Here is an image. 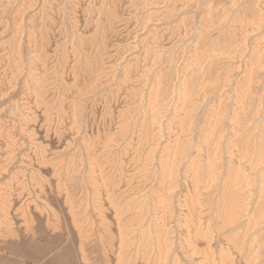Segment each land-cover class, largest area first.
<instances>
[{
  "label": "bare ground",
  "instance_id": "obj_1",
  "mask_svg": "<svg viewBox=\"0 0 264 264\" xmlns=\"http://www.w3.org/2000/svg\"><path fill=\"white\" fill-rule=\"evenodd\" d=\"M39 2L40 0H26L25 3L23 4L21 3V6L18 8V10L16 11V15L14 16L15 25H17L18 20L20 19L19 16L22 12L24 11L31 12L33 8L34 9L37 8L36 5L38 6ZM50 3L51 0H45L43 5V1H42V4L39 5V8L37 10L38 11L37 14H40L42 16L46 15L48 17L47 8L49 7L47 6ZM64 3H65L64 0H58L57 5L55 6L57 7V10L62 11L65 5ZM99 3H100L99 8L94 9V14L92 15L94 19L93 30L91 33L92 37L84 38L78 35L79 37L75 38L74 37L76 36L75 29L71 28V32L69 31L72 36L70 45L68 46L67 50H64L62 53H59L56 50L57 44L59 46L60 45L59 43L61 42L58 41V38L57 39L53 38V35L51 33L52 28L49 26V23L45 25L43 28H41V31L36 38L38 40L37 43L35 44L37 51V54L35 56L36 58L32 59L33 62H38L39 64L42 65L41 70L37 69L38 71L37 72L35 71L36 74L33 73L29 65L31 62V56L28 57V55H30L32 51L29 50L28 53L25 54L22 53L20 51V48L24 45L18 39H15L13 46V57H12V61L10 62L11 72L13 74L12 86L13 87L16 86L18 79H21L18 82H20V85H22L24 97L22 98L21 103L19 104L15 103L11 107V111H12L11 113L17 119L29 117L28 116L29 114L26 112V110L24 111V109H27V111L30 109L31 102H29V98L30 100L34 98L37 104L41 106L46 105L45 107H47L49 110L56 109V111L58 110L61 111L62 102L64 100L65 101L68 100L67 105L65 107L68 111L71 112L72 116L75 117V122H73L74 123L73 127H75L76 132L78 131L80 132L81 131L80 129L87 128V126L86 127L83 126L88 125L90 123L89 120L93 122V119L91 118L93 111L91 109H93L92 108L93 105L94 107L96 106V102H100V103L103 102L102 104L107 103V105L110 106V104L111 105L113 104L114 100L117 103L116 97L117 96L119 97V95L121 94H123L125 98H128V101L134 99L133 100L135 101L134 106L132 104L133 111L131 110L132 107H130L131 108L130 109L129 106L127 105L126 108L125 106L122 107L123 109L120 107L122 109L121 112L118 111L120 113L119 115L120 120H118L119 131L118 133L116 132L117 136L114 137L112 136L115 135V132H112L114 133L112 135L110 134L106 135L102 133L103 131L106 132L107 131L106 129L101 132L102 136L103 134L106 136L103 137L102 142L100 143L102 144V146L99 144L101 147L98 148L97 151L101 154L102 152H100L101 150L99 151V149L103 148L106 150H111L110 151L111 154L109 155L108 158L106 157L105 160L102 157L101 159L103 160H101V164L98 162L97 163L104 166L105 165L109 166L110 164H112L110 167L114 169L113 167H116L115 165L117 158H120L119 153L120 155L121 153L126 155L127 158L124 156L123 157L125 159H128V164L132 166L131 167L132 169L130 172H128L130 168L125 169L127 170L125 179L128 177L129 178L136 177V179L139 181V183L138 181L135 182L140 184L139 186L137 185L138 188H136V190L139 189L138 191L140 193L139 195L140 200L137 203L134 201L135 203L133 205H130V201L134 200L133 199L134 196L128 195V197L131 198L130 201L128 199V203L124 212L126 217L124 220L122 219L123 221L122 220L117 221V225L120 226L119 228H117V235H118L117 242L119 244L115 248L117 244L116 242H115L116 244L114 243L115 244L114 247L112 244H110L112 242V241L110 242V238L112 237L113 234L109 233L110 232L109 228L107 227L106 229L104 228L105 229L104 231L103 229L101 230L99 228L100 232H103V234L105 232L104 235L105 236L107 235L106 238H108L109 240L108 239L107 240L104 239L105 241L102 240L103 238H105V237L102 238L103 234L102 235L99 234L98 237L97 235L92 236L90 234L91 231L93 232V230H91V227L94 226V225L92 226L90 225L89 218L91 216L86 215L88 218L87 217L84 218L82 212H84L85 209L86 210L88 209L87 207L88 201L90 200L91 195L88 198L87 197L88 193L86 192L87 190L86 189L84 190L83 188L84 193L81 195H84V205L82 206L83 203L81 204L82 201H80L79 204H81V206L79 207L81 208L83 207L84 210L80 212L79 210L83 209L80 208L77 211L80 212V214L84 219V221H82L83 223L81 222L82 225L88 226L86 227L88 229L84 228L83 226L84 229L83 230L82 226L80 225L81 227H77L80 228L77 229L76 231L77 235L73 233L74 236L75 235L78 236V239L76 238L77 240H75L74 243L73 241L72 244L65 243L63 246H61V248H58L57 250L54 249L56 250L54 251L55 254H57V255L54 254L56 258H60L61 260L66 256L65 261H63L62 263L58 261L59 259L57 260L58 262L54 261L52 259L53 256L52 257L49 256L51 258H48L46 255L48 253H44V251L47 250L45 248H43V250L45 249L43 251V254L48 258V260L49 259L50 261L52 260L54 264H68V263L79 264L73 261L76 262L79 261L80 264H87L92 259L91 257H93L94 254L96 253V252L92 253V251H97L96 247L98 249L100 248L99 250L102 251V256L101 255L100 256L103 258V260L105 261L107 260L106 263L108 264L109 262L113 261L112 257H111L112 261L110 259L108 260L109 258L108 256L109 255L113 256L114 254H115L114 256L115 259L118 258L119 264H264V0H101V2ZM105 4L107 5V10L102 9L103 7L102 5ZM82 7H83V12L81 17L84 19L83 13L86 7L84 6ZM79 10L77 11L76 3H74L73 1L68 5L67 10H63V11H65V13L67 11L66 13L67 17L72 22L75 19L74 18L75 13L79 12ZM180 12H185V14L187 13V16L180 20L181 21L180 24L182 27L176 30V28L174 29V27L171 28L172 26L171 22L172 20L176 19L177 16H179L178 14ZM25 14L26 13L24 12L23 15ZM25 16H27L29 20H31L34 17L30 13ZM4 17H6V15ZM61 17H62L61 21H63V15H61ZM79 17L80 16L76 18ZM129 20L133 22L132 23L134 25L133 29L130 27L133 30V32H130L131 29L128 32L126 28ZM175 22L173 24L174 26H175ZM162 23H164L163 26L166 27L165 29H162L163 31L160 32L158 30L159 33L158 32L155 33L154 31L149 30V26H148L149 24L151 25L159 24V27H161L160 24ZM123 27L124 30L126 31L125 34L126 39H132L138 36L142 37V35H144L145 38L143 39V41L141 40L143 42L142 43L143 49L141 48L142 51L144 50L145 52L149 48V46L152 45H154V51L147 53L146 58L142 62L141 60L138 59L128 60L127 59L128 57L126 56L128 62H126V65L122 67L120 66L119 63L120 57L118 59L114 58L113 60L109 58L111 59L109 60V65L105 67L106 66L105 64H108V62L107 63L105 62V58H104L105 56L104 49H106L105 46H107L109 43L108 46L110 47L112 46L111 48H114L113 47L115 46L114 43L120 40L118 39V36L120 33L123 32V31L120 32V30H122ZM14 30L16 33L15 35H19L23 37L25 36V41L27 43H31L33 42V40H35L36 42V39H33L34 33L32 27L29 25L28 22L25 25L17 26L16 29ZM87 32H91V31H87ZM130 34L131 37H129ZM54 36L56 37L55 34ZM173 36L178 37V39L180 38L181 41L186 43L187 46L184 49H182L180 52L181 60H179V62L181 63L178 64L176 61V66L179 65L178 67L171 66L175 60L173 58V54L172 52L170 53V51L169 52L165 51L166 48L164 49L162 47L166 45L170 46L171 39L173 38ZM65 41L64 44H66ZM19 42L22 44V46ZM165 42L166 45L164 44ZM50 43H53L54 49L52 50H50V46L52 45V44L50 45ZM174 43L175 42H173L172 46L174 45ZM121 44L122 43H120L119 45ZM85 45L86 47H84L83 50V46ZM181 47L182 46H180V49ZM22 50H24L23 47ZM172 51L174 50L172 49ZM49 59H52V62L54 63V65H51L53 66L51 67V69L48 67L51 70L49 73V75L51 74V77L48 75L47 72L49 69L47 70L43 66L44 63ZM114 70L117 71L116 73L120 72V74L119 73L116 74ZM138 71H140V74L136 75ZM46 76L48 79H46ZM67 81L71 82V85L69 87L65 85V82ZM108 86L114 87V89H112V92L110 91L111 92L110 94L106 92V88H110ZM14 90L16 91V88ZM67 91L69 93H67L66 95L65 92ZM46 93H48V95H51L49 100L45 97ZM46 99L49 102L48 101L46 102ZM122 101H124V98H122ZM125 102L127 104L126 100ZM117 106L118 105H116V107ZM102 107L103 108L101 109V112H103L104 115H108L110 112L109 107L105 108V105L104 106L102 105ZM86 108L89 109V111H87L88 113L85 112ZM95 109L96 107L94 108V111ZM111 110H113V108ZM97 111L98 110H96L95 112ZM58 112H53V111L51 112L54 113V116L52 117L54 121L55 120L57 121V123L62 119L61 115H58ZM114 112L117 111L115 110ZM38 113H36V115ZM47 113H45V115ZM66 114H68V112ZM38 115H40V113ZM38 115L37 117H39ZM89 115L91 119H89ZM46 117L47 116H45V118ZM114 118L113 121L116 120V119L114 120ZM38 120L36 121L38 122ZM62 121L64 122V120ZM70 121L69 124L71 123ZM108 121H111V119L107 120V122ZM99 122L101 123V121ZM105 124L107 125V123ZM42 126L39 125L36 127L35 125L34 126L28 125L25 127V130L29 135L27 136L28 141L31 144L35 145V147H37L36 154L39 163L41 164L43 163V165L48 164V166L50 164L52 166L51 168H53L54 175L57 178L56 181L59 179V181L61 182L62 179L63 180L62 184H64L66 181H71L69 184H71L72 181L77 183V181L75 180L79 177H81V179L83 178V181L84 178L86 177L87 180V178L91 176L89 170L87 174L86 173L82 174L83 177L81 176V172H80V171L82 172L84 171L80 169L82 168L81 165L84 160L81 158L83 157L82 152L80 153L76 152L81 157L76 154L77 157L75 160L70 158V156H68L73 161L71 160L66 165H63L64 163L63 161H65L64 159L63 161H61L62 159L56 160L53 159L52 157L51 158L47 157L48 155L47 156L45 155L46 152L48 153V151H50V148H54V149L57 148L56 150L58 151L59 146H61V143L62 145H66V146H62L64 147L63 149H65L66 147L69 148L70 146H72V144L74 145L75 142L77 143V141L75 140L77 133L76 134L74 133L75 134V137H73L74 139L72 137L69 138L67 136L69 139L66 140L65 138V142H62L61 130L62 129L64 130L63 126L53 125L54 127L50 126V128H48L47 126L44 129L42 128ZM95 126L98 127L99 124ZM60 127H62V129H60ZM102 127H106V126L103 125ZM15 128L17 129V127ZM92 129H96V128H92ZM92 133H94L93 130ZM19 135L17 136L19 137ZM2 137L4 138V136ZM85 138L87 139V137ZM85 138H83V140L80 141L81 145H79V147L84 146L89 149L93 146L92 148L94 149L95 142L91 144L92 140L91 141L86 140ZM90 138L94 139V137H90ZM24 140H26L25 137ZM67 144L70 146H67ZM22 145L24 146L25 144ZM17 148H20V146ZM28 148H32V147H28ZM22 150H24V148ZM56 150H52V151L57 153ZM60 152L62 151H59L58 153ZM89 152H91L90 149ZM106 152H107L106 154H108V151ZM116 153H118L117 155L119 157L115 155ZM21 154L23 155V153ZM91 154L92 156L93 155L94 156L92 157L89 155H85L87 156L88 159V161L86 160L85 161L90 162V165H92L91 163L94 164V162L96 163L97 161V160L95 161L94 159L92 162L91 158H96V155L93 152H91ZM57 155L59 156L61 155V153ZM76 155L74 154V156L72 155L71 156L75 157ZM14 157L15 159L19 158L16 156ZM53 157L55 158L54 155ZM68 157H66V159ZM89 158L91 161H89ZM32 160H34V158ZM123 160L124 159H122V161ZM18 161L20 163L19 159ZM102 161L104 162L102 163ZM125 161L126 160H124V162ZM30 162L29 165H31ZM86 168L89 167L87 166ZM34 169L35 170L37 169L36 164ZM114 170H116V168ZM90 171L92 170L90 169ZM113 172L116 175V172L115 171ZM124 172L123 173L120 172L122 176H124L125 174ZM32 174L34 175V173ZM95 174H97V172ZM115 175L111 174L109 176L107 173L101 172L100 176H97V178L98 177L104 178L107 181L108 183L107 189L103 186L104 183L102 182V186L103 188H105V192H106V193L104 192L103 194L104 195L107 194L106 195L107 201L109 200L110 204H113L116 208L120 206L119 204L120 201L118 197L116 198L113 197L117 193H114L116 191L113 192L112 191L113 189H111L115 181V177H116ZM96 180L98 181L100 179L98 178ZM118 180L116 181L119 182ZM120 180L124 181L122 179ZM59 181H57L58 183H56L57 186L59 184ZM98 183L100 184L99 181ZM89 184H90L89 186H91V183ZM85 185L86 183L84 184V186ZM55 186L52 189L55 190L56 188ZM95 186L96 185H94V187ZM98 186H96L97 187L96 189H100L102 187L101 186L98 188ZM71 187L69 188L71 189ZM132 187H134V185ZM59 188L58 191L62 189L60 188L59 190ZM80 188H82L81 185ZM90 188L91 187H89V189ZM47 189H51V187ZM96 189L94 191H96ZM126 190H128L127 186H126ZM97 192H95V195ZM123 192H125V190ZM130 192H132V190ZM133 193H135L134 195H136L137 192H133ZM64 194H62L61 197L58 195L61 198V199L59 198L61 201L65 197V196L63 197ZM69 194L67 195L65 194V195L68 196ZM51 195L49 193V196ZM98 195L100 196V194ZM9 196H6L4 202L2 201L4 206L0 209V211L1 212L3 211L2 212L3 215L5 212L8 213L5 210L8 207V201H10ZM53 199L55 198L53 197ZM59 199L58 201H60ZM99 199L101 198L99 197ZM67 201L69 202L70 200H66V202ZM90 201H92L93 203L94 200H90ZM50 202L52 206V202H54V200L53 201L51 200ZM47 203H48L47 205L49 206V202ZM96 203L97 202L95 201V204ZM55 204H53V206ZM58 204H56L57 208L61 203L59 205ZM66 204L67 203H65V206ZM76 204H77L76 207H78V203ZM76 204L74 203V205ZM97 206L99 207V205ZM108 207L110 208L112 206H108ZM108 207L106 206V208ZM121 207L123 206L121 205ZM66 208L68 209L69 207ZM90 209L94 210L93 208ZM45 210L46 209L43 210V216H42L43 231H41L42 229L38 230L36 228L37 232L40 231L43 232V236L47 235L46 233L49 232L48 229H50L53 232L55 231L53 227V225L55 224H50V222L52 221L49 220L50 219L49 215L51 216V214L49 215L46 214L45 212H47V210L46 211ZM113 210L115 209L113 208ZM116 210L119 211L118 209ZM116 210L115 213L117 212ZM57 211L59 212L60 209H58ZM57 211L54 214H58ZM72 211L73 213L74 212H76V214L78 213L76 210H72ZM105 211L106 210L104 209V212ZM123 211H124V207H123ZM65 212L66 211H64V213ZM6 213L5 215H7ZM64 213L62 214L63 216H61V214L59 213V217L60 216L64 217ZM111 213L112 212H110V214ZM39 214L42 215L41 211L39 212ZM70 214H72V212H70ZM80 214L77 216L78 217L81 216ZM90 215H92V213ZM118 215L120 216V214ZM65 216H68V213L65 214ZM71 216L75 217V215H71ZM96 216L98 218L101 217L98 216L97 214ZM102 216L103 218L105 217L104 215ZM7 217L4 216L3 219L1 218L2 220H0V227L2 226V231L4 232V230L8 228L7 230H5L3 234L6 235V231H7V233L10 235L9 238H11V234H13L12 238L13 236L14 238H17L16 236H18V234L15 235L14 231L13 233H10L11 230H9V226H11L10 225L11 223L10 224L8 223L10 221H8L9 218ZM82 217H79V219L81 220ZM120 218L122 217L120 216ZM171 218L174 219L173 225H175L174 226L175 229L171 228L172 231L169 230V228L172 227V225H170V227L167 226L169 227V228L166 227L167 229L163 226L164 222L165 223H167L168 221L170 222L171 220L168 219ZM34 219L32 220L34 221ZM52 219H54L53 221H56V219H58L57 223L59 224L60 220L58 217ZM62 219L63 218H61V220ZM69 219L71 220L72 218ZM32 220H30V223L28 221L30 226ZM111 220L113 222V219ZM103 222H106V220ZM91 223L94 224L93 222ZM98 223L99 222H97V225H99ZM3 224L6 226L4 227L5 229H3ZM102 224L100 226L105 227L106 223L103 225ZM160 224L162 226V229L163 228L164 229L157 232V228L159 227ZM70 225L71 224H69V226ZM112 225L114 226L113 223ZM38 226L39 228H41L40 227L41 224ZM66 226L68 227V225ZM30 228H28V230ZM55 228H58V225ZM72 228H76V227H72ZM93 228L95 229L96 227L94 226ZM182 228H184L185 231L183 232L184 235L178 234ZM59 229L61 232L64 231L61 228H58V230ZM81 229L83 231H81ZM106 230H108L107 232L111 236H109V234L106 233ZM173 230L176 231L173 232ZM30 231L31 232L30 234H28V237L30 236L31 240H33L34 243L36 241H34L33 239L34 238L32 234L33 231L31 229ZM23 232H27V231L24 230ZM68 232H70L69 229ZM73 232H75V230ZM0 234H2V232ZM95 234L96 232H94V235ZM65 235L67 234L65 233ZM73 235H72L73 238L72 240H74ZM58 237L60 236H57V238ZM26 238L23 240H27ZM55 238H51V239H53V241L56 242L54 240ZM65 238L64 239L61 238V239L64 241ZM61 239H60V243L62 241ZM12 240L10 243L15 244L12 242ZM1 241L2 240L0 239V243ZM18 241L19 240H17L16 242ZM43 241L45 240L43 239ZM57 241H59V238L57 239ZM20 242L18 243V245L20 244ZM26 242L29 243L28 240ZM91 242L95 244L94 245L92 244L93 245L92 246L90 244ZM44 243H46V241ZM32 244L31 246H33ZM41 244L39 245V247L41 246ZM7 245L8 244H6L5 246L8 248L9 246ZM16 245L17 243L13 246V248ZM24 245L21 246L23 247ZM10 246L12 245L10 244ZM26 246L27 245H25V247ZM1 247H2V243H1ZM112 247L115 248L114 249L115 251L113 250V252H115L114 254L112 252ZM10 248L12 247H9V249ZM13 248L11 250H13ZM17 248L18 246L15 247L14 249L17 250ZM26 248H28V246ZM26 248L24 249L26 250V252L30 250L29 248L28 249ZM19 249L21 250L22 248ZM24 250L22 249L21 252ZM35 250L37 249L35 248L34 251ZM52 251H50V253L53 254ZM14 252L17 253L16 251ZM30 252L31 251H28L27 253ZM91 253L93 254V256ZM43 254L41 255L43 256ZM37 255L40 254L37 253ZM18 257H20V255ZM101 257H99L101 259L100 261H102ZM32 258L34 259L33 256ZM3 259L4 258H2V260ZM40 260L38 261L40 262ZM96 261L98 262L97 259L95 260V262ZM105 261H103L102 263H104ZM14 262L15 261H13V263ZM34 262L36 264L37 261L34 260ZM95 262H93V264H95ZM17 264H23V262L20 263V261L18 260Z\"/></svg>",
  "mask_w": 264,
  "mask_h": 264
},
{
  "label": "rangeland",
  "instance_id": "obj_2",
  "mask_svg": "<svg viewBox=\"0 0 264 264\" xmlns=\"http://www.w3.org/2000/svg\"><path fill=\"white\" fill-rule=\"evenodd\" d=\"M8 1H10V2H8ZM0 0V203H1V205H0V209L4 206V204L2 203V201L4 202L5 201V199H6V196H9V200L10 201H8V207L10 208H8V210H7V208H6V210L5 211H7L8 213H6L7 215H5V213H4V215H3V211L0 213V216L1 215H3V216H1L0 217V220H2L3 219V217L4 216H8L7 218H9V220L8 221H10V222H8L11 226H9V230H11L10 231V233H13V231H14V233H15V235H17L18 234V236H16L17 238H14V236H13V238H12V235L13 234H11V240L13 239L14 241H17V240H19V241H21V240H23L25 237H26V235H27V237H28V232H29V230H28V228H30L32 231H33V239H34V241H38V240H45L46 242H47V247L48 248H50V247H54L56 244L58 245H56L52 250H53V252L54 251H56L58 248H61V246H63L65 243H71L72 244V241H73V243H74V241L75 240H77L78 239V236H76L77 235V233H76V231H77V229H80V228H77V227H81L82 226V229H83V226H84V228H86V227H88V226H86V225H82V221H84V219H83V217H82V215L84 216V218H86L87 216L86 215H88V216H91L90 218L92 219H90L89 218V221H90V225L92 226V225H94L96 228L94 229L93 227L94 226H92L91 227V230H93V232L91 231L90 232V234L92 235V236H96L97 235V237L99 236V234H103V232H100V229L102 230L103 229V231L106 229V227L107 228H109L110 229V232L109 233H112L113 235H112V240H111V238H110V244H112L113 245V247H114V245L116 244V246H115V248L118 246V242H117V240H118V235H117V228H119L120 226H118L117 225V221H120V220H124L125 219V217H126V215L124 214V212H125V209H126V206H127V203H128V199H129V201H130V198L131 197H128V195H130V196H134V200H132V201H130V205H133L135 202L137 203L139 200H140V197H139V195H140V193H139V189H137L136 190V188H138V186L140 185V184H138L139 183V181L136 179V177H132V178H126L125 179V177H126V173H127V170H125V169H127V168H130V170L128 171V172H130L131 171V165L130 164H128V159H125L124 157H126V155H124L123 153H121V155H120V153H119V156H120V158H117V161H116V167H113L114 169L116 168V170H114V169H112L110 166L112 165V164H110V163H108V164H110L109 166L108 165H100L101 164V160H105L106 159V157L108 158L109 157V155L111 154V150H106V149H103V148H101V149H99V151L100 152H102L101 154L97 151L98 150V148H100L101 146H102V144H100L101 142H102V139H103V137L104 136H106V135H108V134H110V135H112V134H114V133H112V132H115V135H112L113 137L114 136H117V133H118V131H119V121L118 120H120V113L119 112H121L122 111V107H124L125 106V108H126V105L127 106H129V108L130 107H132V111H133V106H134V102L135 101H133V100H129L128 101V98H125V96L123 95V94H121V95H119V97L117 96L116 97V100H117V103H116V101L114 100V102H113V104L111 105L110 104V106H108L107 105V103H104V104H102L103 102H96V109H95V111L96 110H98L97 112H95L94 111V105L92 106V108L93 109H91L92 111H93V113H92V115H91V118L93 119V122H91V120H89V124L88 125H85V126H83V127H86L87 126V128H83V129H80L81 131L79 132H76V129H75V127H73L74 126V123L73 122H75V117H73L72 116V114H71V112L70 111H68L67 109H66V105H67V101H63L62 102V109H61V111L60 110H58V111H60V112H58V111H56V109H48L47 107H45L46 105H43V106H41V105H39V104H37V102L35 101V99L34 98H32L31 100H30V98H29V102H31L30 103V109L27 111V109H24V111L26 110V112L29 114L28 116L29 117H26V118H21V119H17V118H15L14 116H13V114L11 113L12 111H11V107L15 104V103H17V104H19V103H21L22 102V98L24 97L23 96V90H22V85H20V82H18V81H20L21 79H18V81H17V85L16 86H12V76H13V74H12V72H11V61H12V57H13V46H14V41H15V39H18L20 42H22L23 43V45L24 46H22V44H21V46L24 48V50H22V47L20 48V51L22 52V53H28L29 52V50L30 51H32L31 52V54L30 55H28V57L29 56H31V62H30V69H32V71H33V73H35V71L37 72L38 70H41V64H39L38 62H33V60L32 59H35L36 57V54H37V51H36V43H37V36L39 35V33H40V31H41V28H43L45 25H47L48 23H49V26L52 28V30H53V32H52V30H51V33H52V35H53V38L54 39H57L58 38V41L59 42H61V43H59L60 45V47L58 46V44H57V46H56V50L59 52V53H62L64 50H67V48H68V46L70 45V41H71V39H72V36H71V28L72 29H75V35L76 36H74L75 38L76 37H79V36H82V37H84V38H88V37H92L91 35V33H92V30H93V25H94V19H93V14H94V9H98L99 8V5H100V3L99 2H101V0L99 1V0H87V1H85V0H64V7H63V10H67V8H68V5L70 4V3H72L73 1H74V3H76V7H77V11L79 10V12H76L75 13V15H74V20L71 22V20L67 17V11H66V13H65V11H60V10H57V7H55L56 5H57V1L58 0H51V3L47 6V7H49V8H47V12H48V17L45 15V16H42V15H40V14H37L38 13V8H39V5L40 4H42V1H43V5H44V1L45 0H40V2H39V4H38V6L36 5V9H34L33 8V10L31 11V12H29V11H24L26 14L25 15H27V14H31V15H33L34 17L31 19V20H29L28 18H27V16H25V15H23L24 14V12H22L21 14H20V16H19V20H18V23H17V25H15V23H14V16L16 15V11L18 10V8L21 6V3L23 4V3H25V1L26 0ZM15 1V2H14ZM8 2V3H7ZM13 2V3H12ZM70 2V3H69ZM96 2V3H95ZM4 3V4H3ZM6 3V4H5ZM11 3V4H10ZM14 4V5H13ZM89 4V5H88ZM95 4V5H94ZM5 5V6H4ZM80 5H81V7H80ZM82 6H84V7H86L85 8V10H84V13H83V15H84V19L81 17L82 16V12H83V7ZM96 6H98V7H96ZM103 7H102V9H105V10H107V5L105 4V5H102ZM53 7H54V9H53ZM8 8H9V10H8ZM5 11H4V10ZM14 9V10H13ZM14 11V12H13ZM58 11V12H57ZM81 11V12H80ZM4 12V13H3ZM28 12V13H27ZM8 13V14H7ZM12 13V14H11ZM33 13V14H32ZM60 13V14H59ZM79 13V14H78ZM183 13V14H182ZM10 14V15H9ZM66 14V15H65ZM6 15V17H4ZM23 15V16H22ZM43 15H44V13H43ZM53 15V16H52ZM61 15H63V21H61V19H62V17H61ZM179 16H177L176 17V19H174V20H172V22H171V24H172V26H171V28H173L174 27V29L176 28V30L177 29H180L182 26H181V24H180V20L181 19H183L184 17H186L187 16V13L185 14V12H180L179 14H178ZM66 18H65V17ZM78 16H80L79 18H76V17H78ZM26 17V18H25ZM40 17V18H39ZM43 17V18H42ZM54 17H55V19H54ZM23 18H24V20H26V21H24L23 20ZM41 19H42V21H41ZM66 19V20H65ZM179 19V20H178ZM24 22H23V21ZM70 20V21H69ZM56 21H57V23H56ZM61 21V22H60ZM65 21H66V23H65ZM175 22V26L173 25L174 24V22ZM13 22V23H12ZM22 22V23H21ZM27 22L29 23V25L32 27V30H33V39H36V42H35V40H33V42H31V43H27L26 41H25V36L23 37V36H19V35H15L16 33H15V30L14 29H16V27L17 26H19V25H25V24H27ZM64 22V23H63ZM68 22H70V23H68ZM81 23V25H80V23ZM179 22V23H178ZM24 23V24H23ZM75 25H74V24ZM131 23V24H130ZM133 22L131 21V20H129V22H128V24H127V26H126V28H127V30H128V32H129V30L132 28L133 29V27H134V25L132 24ZM19 24V25H18ZM66 24V25H65ZM69 24H71V25H69ZM91 24V25H90ZM41 25V26H40ZM58 25V26H57ZM80 25V26H79ZM132 25V26H131ZM164 25V23H162V24H160V26L161 27H159V24H157V25H151V24H149L148 26H149V30H151V31H154L155 33L156 32H158L159 33V31L161 32V31H163L162 29H165L166 27L165 26H163ZM167 25V24H166ZM36 26V27H35ZM64 26V27H63ZM79 26V27H78ZM159 28H158V27ZM169 26V27H170ZM2 27V28H1ZM65 27H66V29H65ZM68 27V28H67ZM77 27V28H76ZM92 27V28H91ZM131 27V28H130ZM152 27V28H151ZM55 28V29H54ZM89 28V29H88ZM156 28V29H155ZM58 29V30H57ZM122 29V28H121ZM130 30V32H133V30ZM66 30V31H65ZM159 30V31H158ZM70 31V32H69ZM87 31H91V32H87ZM123 31V32H122ZM181 31V30H180ZM66 32V33H65ZM82 32V33H81ZM84 32V33H83ZM120 32H122V33H120ZM120 34H119V36H118V39H120V40H118V42H115L114 43V45L115 46H113L114 48H111L110 46H108L109 45V43H108V45L107 46H105V48L106 49H104V58H105V62L107 63L108 62V64H105L106 66L105 67H107L108 65H109V60H113L114 58H119V63H120V66L122 67V66H124V65H126V62H128V60H131V59H138V60H141V62L146 58V54L147 53H149V52H152V51H154V45H152V46H149V48L144 52V50L142 51V49H143V47H142V41H143V39L145 38V36L144 35H142V37L141 36H138V37H135V38H132V39H126V31L124 30V27H123V29L122 30H120ZM81 33V34H80ZM88 33V34H87ZM90 33V34H89ZM54 34L56 35V37L54 36ZM59 34V35H58ZM69 36H68V35ZM79 35V36H78ZM146 35V34H145ZM19 36V37H18ZM122 38H121V37ZM14 37V38H13ZM23 37V38H22ZM67 37H68V40H67ZM74 37H73V39H74ZM129 37H131V34L129 35ZM133 37V36H132ZM176 37V36H175ZM174 36H173V38L171 39V44H170V46H171V48H170V46L169 45H166V42L164 43L166 46H162L164 49H165V51H167V52H169L170 51V53L172 52V54H173V58L175 59L174 60V63L171 65V66H176V61H177V63L178 64H180L181 62H179V60H181V50L182 49H184L185 47H187L186 46V43H184L183 41H181V39L179 38L178 39V37H176L175 38ZM5 38V39H4ZM63 38V39H62ZM175 38V39H174ZM22 39H24V40H22ZM62 41H61V40ZM126 39V40H125ZM66 40V41H65ZM123 40V41H122ZM142 40V41H141ZM176 40H178V41H176ZM64 41H65V43L66 44H64ZM121 41V42H120ZM7 42V43H6ZM127 42V43H126ZM134 42H136V43H134ZM173 42H175L174 43V45L172 46V44H173ZM176 42H177V44H176ZM179 42V43H178ZM120 43H122L121 45H119ZM129 43V44H128ZM133 43V44H132ZM138 43V44H137ZM52 44V45H51ZM125 45V47H124V45ZM261 44H263V43H261ZM27 45V46H26ZM50 50H52V49H54V47H53V43H50ZM179 45V46H178ZM62 46V47H61ZM65 46V47H64ZM118 46V47H117ZM136 46V47H135ZM140 46V47H139ZM180 46H182L181 47V49H180ZM184 46V47H183ZM29 47V48H28ZM84 47H86V45L85 46H83V50H84ZM115 47H116V49H115ZM131 47V48H130ZM134 47V48H133ZM172 47H176L175 49L174 48H172ZM178 47V48H177ZM121 48H122V50H121ZM125 48V49H124ZM137 48H139V49H137ZM142 48V49H141ZM152 48V49H151ZM27 49V50H26ZM109 49V50H108ZM130 49H131V51H130ZM135 49V50H134ZM172 49L174 50V51H172ZM178 49V50H177ZM126 50V51H125ZM176 51V52H175ZM179 51V52H178ZM109 52V53H108ZM124 52V53H123ZM133 52H134V54H133ZM143 52V53H142ZM48 53H50V52H48ZM107 53V54H106ZM138 55H136V54ZM140 53H142V54H140ZM175 53V54H174ZM179 53V54H178ZM6 54V55H5ZM34 54V55H33ZM126 54V55H125ZM130 54H131V56H130ZM113 55V56H112ZM121 55V56H120ZM135 55V56H134ZM110 56H112V57H110ZM128 58H127V57ZM131 58H130V57ZM137 56V57H136ZM140 56V57H139ZM175 56V57H174ZM142 57V58H141ZM109 58H111V59H109ZM128 60H127V59ZM179 58V59H178ZM10 60V61H9ZM125 63H123L122 61ZM5 61V62H4ZM8 61V62H7ZM26 61H28V60H26ZM51 62V63H50ZM8 64V65H7ZM48 64V65H47ZM123 64V65H122ZM177 64V65H178ZM9 65H10V67H9ZM39 65V66H38ZM45 65H46V67H45ZM51 65H54V63L52 62V59H49V60H47L45 63H44V68H46L47 70L50 68L51 69V67H53V66H51ZM35 66V67H34ZM179 66V65H178ZM178 66H176V67H178ZM49 67V68H48ZM9 68H10V70H9ZM43 68V69H44ZM172 68V67H171ZM38 69V70H37ZM48 70L47 72H48V75H49V73H50V71L51 70ZM53 69V68H52ZM120 70V69H119ZM118 70V71H119ZM114 72L116 73L117 71L116 70H114ZM119 74H120V72H118ZM118 73H116V74H118ZM8 74V75H7ZM36 74V73H35ZM115 74V75H116ZM140 74V71H138V73L136 74V75H139ZM50 77H51V74L49 75ZM48 76V77H49ZM49 77V78H50ZM46 79H48L47 78V76H46ZM67 83H69V84H67ZM5 84V85H4ZM65 85L66 86H70L71 85V82L70 81H67V82H65ZM17 86H19V87H17ZM108 87H110V86H108ZM9 88V89H8ZM16 88V91H17V93H16V91L14 90ZM18 88V89H17ZM111 89V90H110ZM112 89H114V87L113 86H111L110 88H106V92L107 93H111L112 92ZM109 90V91H108ZM20 91V92H19ZM111 91V92H110ZM11 93H12V95H11ZM66 93V95H67V93H69L68 91L67 92H65ZM15 94H16V96H15ZM50 96L51 95H48V93H46L45 94V97L49 100L50 99ZM15 98V99H14ZM122 98H124V101H122ZM17 99V100H16ZM46 99V102L48 101ZM125 100L127 101V104H126V102H125ZM17 101V102H16ZM20 101V102H19ZM36 102V103H35ZM49 102V101H48ZM66 102V103H65ZM111 102V103H112ZM119 102H121V103H119ZM132 102V103H131ZM64 103V104H63ZM128 103H130V104H128ZM9 104V105H8ZM97 104H98V106H100V107H98L97 106ZM99 104H101V105H99ZM121 104V105H120ZM124 104V105H123ZM132 104H133V106H132ZM102 105L104 106L105 105V108H108L109 107V109H110V112H109V114L108 115H104V113L103 112H101V109L103 108L102 107ZM116 105H118L117 107H116ZM31 106H32V109H31ZM65 108H64V107ZM115 106V107H114ZM42 107V108H41ZM46 108V109H44V108ZM88 107H89V105H88ZM98 107V108H97ZM110 107H112L113 108V110L115 111H119L118 113L117 112H114L113 110H111L112 108H110ZM122 109H121V108ZM34 108V109H33ZM41 109V110H39V109ZM64 108V109H63ZM118 108H120V109H118ZM44 109V110H43ZM100 109V110H99ZM40 112H39V111ZM33 113H32V112ZM47 111H48V113H47ZM58 112V115H61V117H62V119H61V121L62 120H64V122L62 123L61 121H58V123H57V121L55 122L54 120H53V117L52 116H54V113H51V112ZM87 111H89V109L88 108H86V110H85V112L86 113H88ZM91 111V112H92ZM30 112V113H29ZM40 113V115H38L39 113ZM62 112H64V113H62ZM68 112V114H66ZM36 113H38L37 115L39 116V117H37V115H36ZM45 113H47L46 115H45ZM85 113V114H86ZM95 113H96V115H95ZM116 113V114H115ZM7 114V115H6ZM33 114V115H32ZM70 114V115H69ZM42 115V116H41ZM49 115H50V117H49ZM98 115V116H97ZM100 115V116H99ZM103 115V116H102ZM112 115V116H111ZM131 115H133V114H131ZM34 116H35V118H34ZM40 116H41V118H40ZM45 116H47L46 118H45ZM87 116H88V114H87ZM87 116H85V117H87ZM96 116V117H95ZM11 117H13V118H11ZM33 117V118H32ZM43 117V118H42ZM64 117V118H63ZM106 117V118H105ZM108 117V118H107ZM114 118V120L115 121H113V118ZM65 118H66V121H65ZM74 120H73V119ZM90 118V115H89V119H91ZM96 118V119H95ZM12 119V120H11ZM13 119H14V121H13ZM31 119V120H30ZM38 119H40V120H38ZM42 119H44V120H42ZM50 120V123H49V120ZM111 119V121H108L107 122V120H110ZM17 122H16V121ZM23 120V121H22ZM36 120H38V122H40V123H38ZM41 120H42V122H41ZM47 120V121H46ZM52 120H53V122H52ZM71 122L70 124H69V121ZM101 121V123L99 122V121ZM106 120V121H105ZM29 121V122H28ZM32 121V122H31ZM96 121V122H95ZM118 121V122H117ZM22 122V123H21ZM49 123V125H48V123ZM111 122V123H110ZM115 122V123H114ZM30 123H31V125H30ZM61 123V124H60ZM67 123V124H66ZM105 123H107V125L105 124ZM117 123V124H116ZM18 124V125H17ZM33 124V125H32ZM43 125L42 126V128L44 129L45 127H47L48 126V128H50V126H52V127H54L53 125H56V126H63V128H64V130L62 129V127H60V129H62L61 130V140H62V142H65V138H66V140H68L69 138H73V137H75V134H76V137H75V140L77 141V143L75 142V144H76V146H75V144L73 145L72 144V146H70V145H68L67 144V146H70L69 148L68 147H66L65 149H63L64 147H62V146H66V145H62V143H61V146H59V149H58V151L56 150V149H54V148H50V151H52V150H56L57 151V153L56 152H54V151H52V152H50V151H48V153L46 152L45 153V155L47 156V157H49V158H53V159H56V160H58V159H62L61 161H63V159L65 160V161H63L64 163H63V165H66V164H68V162H70L72 159H76V157H77V155L78 156H80L79 154H77L76 152H78V153H80V152H82V155H83V157H81L82 159H84L83 160V163H84V166H83V163H82V165H81V167L82 168H80V169H82V170H84L83 172L82 171H80L81 172V176H82V174H87L88 173V170H89V172L91 173H89L91 176L89 177V178H91V179H89V178H87V180H86V177L84 178V181H83V178L81 179V177H79V178H77V179H79V180H75V181H77V183L76 182H74V181H72V183L71 184H69L71 181H66L65 183H67L68 184V186H67V184H62L63 183V180L61 179V182L59 181V179L57 180V181H59V184H58V186L60 187V188H62L61 190H60V188L57 186V184L56 183H58L57 181H56V176L54 175V171H53V168H51L52 166L49 164V166H48V164L46 165V164H44L43 165V163L41 164V163H39V161H38V159H37V154H36V148L37 147H35V145H33V144H31L29 141H28V137L27 136H29L28 135V133H27V131L25 130V127L26 126H39V125ZM47 124V125H46ZM99 124V126H101V127H97V126H95V125H98ZM101 124V125H100ZM110 124H112V125H110ZM13 125H15V126H13ZM66 125V126H65ZM90 125V126H89ZM106 126V127H102V126ZM93 126H95V127H93ZM108 126V127H107ZM113 126V127H112ZM13 127V128H12ZM15 127H17V129L15 128ZM19 127V128H18ZM72 127H73V129H72ZM16 130H15V129ZM92 128H96V129H92ZM114 128V129H113ZM117 128V129H116ZM23 129V130H22ZM94 131V133H92V130ZM107 130L106 132L105 131H103V130ZM115 129H116V131H115ZM19 130V131H18ZM25 130V131H24ZM84 130V131H83ZM91 130V131H90ZM96 130H98V131H96ZM101 130V131H100ZM111 130V131H110ZM23 131V132H22ZM86 131V132H85ZM103 131V132H102ZM15 132H16V134L17 135H19V137L15 134ZM19 132V133H18ZM63 132V133H62ZM85 132V133H84ZM90 132V133H89ZM98 132V133H97ZM104 133V134H106V135H104L103 134V136H102V133ZM111 132V133H110ZM117 132V133H116ZM70 133H71V135H70ZM75 133V134H74ZM88 133V134H87ZM97 133V134H96ZM84 134V135H83ZM86 134V135H85ZM99 134V135H98ZM25 135V136H24ZM85 136V137H87V139L85 138V137H83V136ZM2 136H4V138L2 137ZM64 136H66V137H64ZM69 138H68V137ZM22 137V138H21ZM24 137H25V139L27 140H24ZM27 137V138H26ZM63 137H64V139H63ZM79 139H78V138ZM90 137H94V139L93 138H90ZM15 138V139H14ZM17 138H19V139H17ZM83 138H85L86 140H92V142H91V144L92 143H94L95 142V146H94V149L91 147V148H89L90 149V151L91 152H93L95 155H96V158H91V160H92V162H93V160L95 159V161H96V163L94 162V164L93 163H91L92 165H90V162H86V161H88V159H87V156H85V155H89V156H92V154H91V152H89V149L88 148H86V147H84V146H80L79 147V145H81V142L80 141H82L83 140ZM97 138V139H96ZM99 138V139H98ZM9 139V140H8ZM74 139V138H73ZM72 139V140H73ZM96 139V140H95ZM101 139V140H100ZM6 140V141H5ZM20 140V141H19ZM74 140V141H75ZM99 140V141H98ZM10 141V142H9ZM13 141V142H12ZM99 143H98V142ZM22 142V143H21ZM5 143V144H4ZM10 143H12V144H10ZM16 144V145H15ZM22 144H25L24 146L26 147V145H27V147H26V150H25V147L22 145V147H21V145ZM78 144V145H77ZM101 146H100V145ZM99 145V146H98ZM20 146V148H17V147H19ZM78 146V147H77ZM28 147H32V148H28ZM35 147V148H34ZM12 148V149H11ZM14 148H16V149H14ZM24 148V150H22ZM78 148H79V150H78ZM83 148V149H82ZM30 149H32V150H30ZM49 149V148H48ZM61 149V150H60ZM63 149V150H62ZM86 149V150H85ZM88 149V150H87ZM91 149H93V150H91ZM12 150V151H11ZM35 150V151H34ZM83 150H84V152H83ZM95 150V151H94ZM105 152H104V151ZM7 151V152H6ZM15 151V152H14ZM25 151V152H24ZM27 151H28V153H27ZM34 151V152H33ZM59 151H62V152H60L61 153V155H57V154H60V153H58ZM73 151H74V153H73ZM86 151V152H85ZM106 151H108V154H106L107 152ZM14 152V153H13ZM23 153V155L21 154V153ZM18 153V154H17ZM51 153V154H50ZM54 153V154H53ZM99 155H98V154ZM105 153V154H104ZM20 154V155H19ZM56 154V155H55ZM70 154V155H69ZM74 154L76 155L75 157H72V156H74ZM118 153H116L115 155L117 156V157H119L118 155H117ZM13 155V156H12ZM18 155V156H17ZM30 155H32V156H30ZM53 155L55 156V158L53 157ZM72 155V156H71ZM103 155H105V156H103ZM107 155V156H106ZM14 156H16V157H19V158H16L17 159V161H18V159L20 160V163H19V161L17 162L16 161V159H15V157ZM68 156H70V158H72V159H70ZM94 156V155H93ZM92 156V157H93ZM98 156V157H97ZM124 156V157H123ZM21 157V158H20ZM22 157H23V159H22ZM25 157V158H24ZM36 157V158H35ZM66 157H68L67 159L69 160H67L66 159ZM100 157V158H99ZM103 157V159H101ZM123 157V158H122ZM12 158V159H11ZM27 158H29V159H27ZM31 158V159H30ZM34 158V160H32ZM86 158V159H85ZM124 159V160H126L125 162H126V164L128 165H126L125 164V162H124V160L122 161V159ZM127 158V157H126ZM22 159V160H21ZM36 159V160H35ZM67 160V161H66ZM86 160V161H85ZM90 160V158H89V161H91ZM25 161V162H24ZM31 161V162H30ZM34 161V162H33ZM73 161V160H72ZM17 162V163H16ZM29 162H30V164L31 165H29ZM38 162V163H37ZM87 164H86V163ZM100 163V164H98V163ZM104 161H102V163H103ZM118 162V163H117ZM23 163V164H22ZM27 163V164H26ZM33 164V165H32ZM35 164H36V167H37V169L35 170L34 169V167H35ZM40 164V165H39ZM95 164H96V166H95ZM118 164V165H117ZM16 165V166H15ZM43 165V166H42ZM100 165V166H99ZM123 165V166H122ZM33 166V167H32ZM92 167V168H90L92 171H90V169L89 168H86V167ZM118 166V167H117ZM127 166V167H126ZM2 167V168H1ZM19 167V168H18ZM26 167V168H25ZM42 167V168H41ZM46 167V168H45ZM48 167V168H47ZM101 167V168H100ZM109 167V168H108ZM21 168V169H20ZM28 168V169H27ZM34 170H33V169ZM39 168H40V170H39ZM51 168V169H50ZM108 168V169H107ZM45 169V170H44ZM87 169V170H86ZM93 169H94V171H93ZM99 169V170H98ZM121 169H122V171H121ZM49 170V171H48ZM102 170V171H101ZM115 171L116 172V175H115V173L113 172V171ZM39 171H42V172H39ZM46 172V173H44V172ZM86 171V172H85ZM99 171H100V173H99ZM119 171V172H118ZM125 171V172H124ZM27 172V173H26ZM50 174H49V173ZM94 172V173H93ZM97 172V174H95ZM101 172H105V173H107L109 176L111 175V174H114L116 177H115V181H114V183H113V185H112V188L111 189H113L112 191L114 192V191H116V192H114V193H117V194H112V195H114L113 197H118L119 198V204H120V206L119 207H116L115 208V206L113 205V204H110V201L108 200L107 201V197H106V195L107 194H103L104 192H105V188L107 189L108 188V183H107V181L104 179V178H100V177H98L100 180H98L99 182H100V184L98 183V181L96 180V179H98L97 178V176H100V174H101ZM125 173L124 174V176H122V174L121 173ZM32 173H34V175L32 174ZM42 173V174H41ZM44 173V174H43ZM46 174H48V175H46ZM95 175V177H94V175ZM99 174V175H98ZM121 174V175H120ZM50 175H51V177H50ZM118 175V176H117ZM120 175V176H119ZM31 176V177H30ZM49 176V177H48ZM52 176H53V178H52ZM108 176V177H109ZM43 177H45V178H43ZM83 177V176H82ZM95 179H94V178ZM120 177V178H119ZM31 178H33V179H31ZM119 180H118V179ZM136 179V180H134V179ZM52 179V180H51ZM55 179V180H54ZM101 179H102V181H101ZM120 179H122V180H124V181H121ZM128 179H130V180H128ZM82 180V181H81ZM91 180V181H90ZM93 180V181H92ZM116 180H118L119 182H117ZM39 181H41V182H39ZM87 181V182H86ZM88 181H89V183H91V186H89L90 184L88 183ZM129 181V182H128ZM138 181V183H136V182ZM55 182V183H54ZM77 185V187H76V185L74 184V183ZM83 184H82V183ZM86 183V185L84 186V184ZM94 182V183H93ZM102 182L106 185H104L103 184V186L105 187V188H103V186H102ZM116 182V183H115ZM122 182V183H121ZM132 182V183H131ZM81 183V184H80ZM88 183V184H87ZM93 183V184H92ZM134 183V184H133ZM56 186H55V185ZM61 184V185H60ZM132 184V185H131ZM44 185V186H43ZM80 185H81V187L82 188H80ZM94 185H96V186H98V185H100V186H98V188L99 187H101L100 189H96L97 187L95 186L94 187ZM131 185V186H130ZM134 185V187H132ZM136 185V186H135ZM138 185V186H137ZM47 186V187H46ZM56 187L55 188V190L54 189H52L53 187ZM66 186V187H65ZM73 188H72V187ZM84 186V187H83ZM88 186V187H87ZM116 186V187H115ZM126 186L128 187V190H126ZM51 187V189H47V188H50ZM64 187V188H63ZM69 187H71V189L69 188ZM75 187V188H74ZM89 187H91L90 189H89ZM94 187V188H93ZM132 188V189H130V188ZM58 188H59V190L60 191H58ZM77 188V189H76ZM81 190H80V189ZM83 188H84V190L86 189L87 191V193L89 194H87V197L89 198V196H90V200H94L93 201V203H92V201H90L89 199V201H90V203H89V201H88V209L86 210L85 209V211L84 212H82L83 214L81 215L80 214V212L81 211H83L84 210V208L82 209L81 207H79V206H81V204H82V206L84 205V195H81V194H83L84 192V190H83ZM45 191H44V190ZM66 189V190H65ZM76 189V190H75ZM89 189V190H88ZM96 189V191H94ZM101 189H103V190H101ZM115 189V190H114ZM117 189V190H116ZM119 189V190H118ZM49 190V191H48ZM54 190L55 192H57V193H55L54 191H53V193H52V191ZM70 190V191H69ZM74 190V191H73ZM78 190H79V192H78ZM99 190V191H98ZM125 190V192L127 193V195H126V193L125 192H123ZM132 190V192H130ZM46 191H47V194H46ZM63 191H65V192H63ZM81 191H82V193H81ZM90 191H91V193H90ZM99 193H98V192ZM121 192V194H120V192ZM3 192H5V193H3ZM59 192H61V193H59ZM67 192V193H66ZM71 193V194H69V193ZM95 192H97L96 193V195H95ZM133 192H137L136 193V195H134L135 193H133ZM7 193H8V195H7ZM41 193V194H40ZM49 193H50V195L52 194L53 195V197L55 198V199H53V197H52V195L51 196H49ZM59 193V194H58ZM67 195V194H69L68 196H66L65 194ZM94 193V194H93ZM106 193V192H105ZM112 193V192H111ZM54 194H55V196H54ZM62 194H64L63 195V199L65 200H70L71 202L72 201H75V202H66V200L64 201L63 199H62V201H63V203H62V201L60 200L61 198V195ZM98 194H100V196L98 195ZM104 196H103V195ZM44 195H46V196H44ZM60 197H59V196ZM124 197H123V196ZM57 196V197H56ZM97 196V197H96ZM103 196V197H102ZM119 196H121V197H119ZM125 196H127V197H125ZM136 196V197H135ZM52 197V198H51ZM67 197H68V199H67ZM82 197V198H81ZM92 197H93V199H92ZM96 199H95V198ZM99 197L101 198V199H99ZM46 199V201H45V199ZM57 198V199H56ZM60 198V199H59ZM97 198H98V200H97ZM105 198V199H104ZM50 199V200H49ZM58 199L60 200V201H58ZM73 199V200H72ZM104 199V200H103ZM136 199V200H135ZM7 200H8V197H7ZM53 201L54 200V202H52V206H51V202L50 201ZM102 200V201H101ZM80 201H82L81 202V204H79L80 203ZM95 201L97 202V203H99V204H97V205H99V207L95 204ZM98 201H100V202H98ZM104 201V202H103ZM127 201V202H126ZM135 201V202H134ZM46 202V203H45ZM47 202H49V206L47 205L48 203ZM56 202H58V203H56ZM108 202V203H107ZM58 204L59 206H63L62 208L61 207H59L58 206V208H57V205L56 204ZM65 203H67L66 204V206H65ZM74 203L76 204V203H78V207H76L77 206V204L76 205H74ZM92 203V204H91ZM105 203V204H104ZM121 203H123V204H121ZM53 204H55L54 206H53ZM93 204H95V205H93ZM102 204H103V206H102ZM107 204V205H106ZM110 204V205H109ZM74 206V208H73V206ZM91 205V206H90ZM121 205L124 207V211H123V207H121ZM94 206V207H93ZM95 206H96V208H95ZM106 206L108 207V206H112V207H108V208H106ZM48 207V208H47ZM52 207V208H51ZM66 207H69L68 209L66 208ZM46 209L47 210V212H45L46 214H51V216L49 215V217H50V221H52V222H50V224H55V225H53V227H54V229H55V231L57 232H53V231H51L50 229H48V231L50 232V234H49V232L48 233H46L47 235H45V236H43V232H41V231H43V210L44 209ZM82 209V210H79V211H77L78 209ZM90 208H93L95 211L96 210H98V211H96V212H98V213H96L94 210H91ZM103 208V209H102ZM113 208L116 210V209H118L119 211H117L116 213H115V210H113ZM49 209V210H48ZM50 209H52V210H50ZM58 209H60V211L58 212L57 210ZM66 209V210H65ZM90 209V210H89ZM104 209L106 210L105 212H104ZM10 210V211H9ZM45 210V211H46ZM61 210H62V212H61ZM72 210H76L81 216H79V217H82V219L80 220L79 219V217L77 216V215H79L78 213L76 214V212H74L73 213V211ZM109 210H111V211H109ZM41 211V213H42V215L41 214H39V212ZM48 211H49V213H48ZM56 211H57V213L58 214H54V213H56ZM64 211H66L65 213H64ZM72 212V214H70V212ZM90 211V212H89ZM51 212V213H50ZM52 212H53V215H52ZM86 212V213H85ZM100 212H101V214H100ZM103 212V213H102ZM110 212H112L111 214H110ZM59 213L61 214V216H63L62 214L64 213V217H59ZM68 213V216H65V214H67ZM88 213V214H87ZM92 213V215H90ZM96 214L98 215V216H101L100 218L103 220V221H105L106 220V222H103L100 218H98L97 216H96ZM114 214V215H113ZM115 214H117V215H115ZM118 214H120V216L122 217V218H120V216L118 215ZM58 215V216H57ZM71 215H75V217L74 216H71ZM102 215H104L105 217L103 218V216ZM125 215V216H124ZM35 216V217H34ZM54 216V217H53ZM71 216V217H70ZM77 216V217H76ZM161 216V215H160ZM41 217V218H40ZM59 218V224L57 223L58 221V219H56V221H53L54 219H52V218ZM67 217H68V219H67ZM74 217V218H73ZM107 217V218H106ZM2 218V219H1ZM30 218V219H29ZM35 218V219H34ZM61 218H63L62 220H61ZM69 218H72L71 220L69 219ZM88 218V217H87ZM98 218V219H97ZM11 219V220H10ZM32 219H34V221L32 220ZM52 219V220H51ZM77 219V220H76ZM105 219V220H104ZM111 219H113V222H112V220ZM30 220H32V223H31V226H30ZM73 220V221H72ZM77 222H76V221ZM79 220V221H78ZM99 220V221H98ZM101 220V221H100ZM122 220V221H123ZM168 220H171L170 222L168 221ZM166 222L168 223H165L164 222V227L166 228L167 226H169L170 227V225H172V227H167V228H169V230H171L172 231V229L171 228H173V229H175L174 228V226L175 225H173L174 224V219L173 218H171V219H168ZM28 221H29V223H28ZM39 223H38V222ZM63 221H64V223H63ZM69 223H68V222ZM75 221V222H74ZM172 221H173V223H172ZM35 222V223H34ZM74 222V223H73ZM81 224H80V223ZM91 222H93L94 224H92ZM97 222H99L98 224L99 225H97ZM103 224H105V227L104 226H100L102 223ZM109 222V223H108ZM15 223V224H14ZM26 223V224H25ZM37 223H38V225H40L41 224V228H39V226L37 225ZM61 223V224H60ZM79 223V224H78ZM101 223V224H100ZM112 223L114 224V226L112 225ZM123 223V222H122ZM121 223V224H122ZM63 224H66V225H68V227L66 226V225H63ZM69 224H71L70 226H69ZM73 224V225H72ZM102 224V225H103ZM108 224V225H107ZM120 224V225H121ZM26 225H28V226H26ZM57 225H58V228H61V229H63L64 231H62L63 233L65 232L67 235H65V233L63 234L61 231H60V229L58 230V228H55V227H57ZM79 225V226H78ZM81 225V226H80ZM90 225H89V227H90ZM109 225H111V226H109ZM30 226V227H29ZM63 228H62V227ZM109 226V227H108ZM118 226V227H117ZM2 227V226H1ZM3 227H6L4 224H3ZM25 227H27L26 228V235H25V237H24V228ZM33 227V228H32ZM52 227V228H53ZM66 227V228H65ZM72 227H76V228H72ZM112 228V230H111V228ZM114 227H115V229H114ZM122 227V226H121ZM11 228V229H10ZM13 228V229H12ZM34 228H35V230H34ZM38 230H40V229H42L40 232H37L36 230L37 229ZM65 228V229H64ZM100 228V229H99ZM105 228V229H104ZM166 228V229H167ZM8 229V228H7ZM22 229V230H21ZM68 229H69V231L71 232V230H72V232L70 233V232H68ZM81 229V231H83ZM86 229H88V228H86ZM85 229V230H86ZM108 229V230H109ZM164 229V228H163ZM162 229V226H161V224L159 225V227L157 228V232L158 231H160V230H163ZM21 230V231H20ZM58 230V231H57ZM75 230V232H73ZM97 230V231H96ZM108 230H106V233H108L107 231ZM18 233H17V232ZM80 231V232H81ZM100 233H99V232ZM174 231H176V230H173V232ZM182 231V232H181ZM23 232V233H22ZM58 232H60V233H58ZM94 232H96V234L94 235ZM115 232H116V234H115ZM183 232H185L184 231V228H182L180 231H179V233L178 234H181V235H184L183 234ZM73 233L74 234H76L75 236L73 235ZM108 233V234H109ZM40 234V235H39ZM58 234V235H57ZM104 234H105V232H104ZM102 235V238L103 237H105V238H103L102 240H104V239H108V238H106L107 237V235L105 236V235ZM19 235H20V237H19ZM48 235H49V237H48ZM54 235V236H53ZM64 235V236H63ZM72 235L74 236V240H72L73 238H72ZM24 238H23V237ZM43 238H41V237ZM55 236H56V238H55ZM57 236H60L61 238H65V240L64 241H66V242H64L60 237H58L59 238V241H57ZM69 236H71V237H69ZM92 236H91V238H92ZM109 236H111L110 234H109ZM48 237V238H47ZM101 237V236H100ZM51 238H55L54 240L56 241V242H58V243H56V242H54L53 241V239H51ZM77 238V239H76ZM15 239H17V240H15ZM21 239V240H20ZM27 239V238H26ZM49 239V240H48ZM51 239V240H50ZM60 239L63 241H61V243H60ZM71 240V241H70ZM109 240V239H108ZM68 241H70V242H68ZM98 241V240H97ZM96 241V242H97ZM105 241V240H104ZM103 241V242H104ZM94 242V241H93ZM116 242V243H115ZM115 243V244H114ZM61 244V245H60ZM91 245L93 244L92 242L90 243ZM95 244V243H94ZM93 244V245H94ZM52 245V246H51ZM92 245V246H93ZM60 246V247H59ZM91 246V247H92ZM112 247V252H113V250L115 249V248H113ZM82 248V247H81ZM54 249H56V250H54ZM100 249V248H99ZM97 247H96V250L98 251V252H101V254H102V251H100ZM116 250H118V249H116ZM96 251V252H97ZM115 251V250H114ZM115 252H113V254H114ZM104 254V253H103ZM109 254V253H108ZM112 254V253H111ZM105 255V254H104ZM103 255V256H104ZM115 254L113 255V256H111L113 259V261L112 262H114V263H116V262H118V258H116L115 259ZM115 260V261H114Z\"/></svg>",
  "mask_w": 264,
  "mask_h": 264
},
{
  "label": "crops",
  "instance_id": "obj_3",
  "mask_svg": "<svg viewBox=\"0 0 264 264\" xmlns=\"http://www.w3.org/2000/svg\"><path fill=\"white\" fill-rule=\"evenodd\" d=\"M3 229H5V228L3 227ZM24 229H25V231H26V228H24ZM5 230H7V228H6ZM5 230H4V232H5ZM0 231L2 232V234H0V237H1L0 239L3 241V242L1 241V243H2V247H1V243H0V258H1V257L4 258L3 260H2V258L0 259V261H3V262H0V264H5V262H6V264H9V263H10V264H14V263H16V262L18 263V260L20 261V263L23 262V264H28V263H29V264H32V262H33V264H35L34 260L37 261L36 264H37V263H38V264H52V263H53L52 260H51V261H50V259L48 260V258H51L52 256H53L52 259H53L54 261H56V262L59 261V262L62 263L63 261H65V257H66V256H65L64 258H62L61 260H60V258H56V256H54L55 252L52 251L53 247L48 248V247H47V245H48L47 242L44 243L45 241H43V240H38V241H36V242L33 243V240H31V237H30V236L27 237V240H28L29 243L26 242L27 240H21L22 242H20V241H18V242L15 241V242H14V241L12 240L13 243H15V244L17 243V245H16L15 247L18 246V248H17V250H16V249H14L15 247L13 248V246H14L15 244L10 243V242H11V240H10L11 238H9L10 235L7 233V231H6V235L3 234L4 232L2 231V227H0ZM1 232H0V233H1ZM8 232H9V231H8ZM30 232H31V231H30V229H29V234H30ZM24 234H26V232H24ZM3 235H4V236H3ZM5 236L8 237V238H6ZM24 237H25V235H24ZM25 238H26V237H25ZM25 238H24V239H25ZM29 238H30V239H29ZM31 241H32L33 244L31 243ZM6 242H7V243H6ZM8 242H9V243H8ZM19 242H20L21 245H24V244L27 245L28 248L30 249V250H28V251H31V252L33 251L34 253H33V252H32L33 254H32L31 252H30V253H27L28 251L26 252V250H24L27 246L25 247V245H24L23 247H25V248H23L20 244L18 245ZM42 242H43V243H42ZM26 243H27V244H26ZM35 243H36V245H35ZM38 243H39V244H38ZM41 243H42V244H41ZM6 244H8L7 246L12 247L13 250H11L12 248H10V249H9V247L7 248V247L5 246ZM10 244H11L12 246H10ZM28 244H30V245H28ZM31 244H32L33 246H31ZM40 244H41V246H44V247H41V246L39 247ZM43 244H44V245H43ZM19 246H20V247H19ZM37 246H38V247H37ZM30 247H31V248H30ZM19 248H22V249L24 250V251H22L23 253L21 252L22 249L20 250ZM28 248H26V249H28ZM35 248H36L37 250L34 251ZM43 248L47 249V250L44 249L46 252L43 250ZM5 249H6V250H5ZM18 249H19V251H18ZM48 250H49V251H48ZM12 251H13V252L16 251L18 254L15 253V252H14V253H15V254H14ZM37 251H38V252H37ZM43 251H44V253H48V254H49V255L46 254L48 258L43 254ZM50 251H52L53 254L50 253ZM9 252H10V253H9ZM40 252H42V253H40ZM95 252H96V251H92V253H95ZM37 253H39L40 255H37ZM56 253H57V252H56ZM92 253H91V254H92ZM41 254H43V256H42ZM19 255H20V257H18ZM55 255H57V254H55ZM97 255H98V256H97ZM100 255L102 256V254H101L100 252H98V251L94 254V256H96L97 258L94 257L93 254H92L93 257L90 256V257L92 258V259L90 258V259L92 260V261L90 260V262L93 264V262H95V260L97 259L98 262L96 261L97 263L95 262V264H98V263H99V264H105L107 260H106V261L103 260V258H102ZM4 256H5V257H4ZM26 256H27V257H26ZM32 256L34 257V259L32 258ZM38 256H39V257H38ZM40 256H41V257H40ZM49 256H51V257H49ZM28 257H29V260H28ZM42 257H43V258H42ZM99 257L102 258V261H100L101 259H100ZM108 257H109L108 260H109V259L111 260V256L109 255ZM6 258H7V259H6ZM46 258H47V259H46ZM93 258H94V259H93ZM23 259H24V260H23ZM25 259H27V260H25ZM32 259H33V261H32ZM40 259H41V260H40ZM44 259H46V260H44ZM58 259H59V260H58ZM73 259H74V258H73ZM104 259H105V258H104ZM12 260L15 261V262L13 263ZM38 260H40V262H39ZM42 260L44 261V263H43ZM57 260H58V261H57ZM8 261H9V262H8ZM26 261H27V262H26ZM28 261H30V262H28ZM47 261H48V263H47ZM88 261H89V260H88ZM103 261H105V262L102 263ZM111 261H112V260H111ZM7 262H8V263H7ZM11 262H12V263H11ZM50 262H52V263H50ZM73 262H75V263H79V264H80L79 261H78V262L73 261ZM90 262L87 263V264H91ZM17 263H16V264H17ZM111 263H113V264H119V262H117V263L109 262V264H111ZM53 264H54V263H53ZM68 264H69V263H68ZM73 264H74V263H73ZM106 264H108V263H106Z\"/></svg>",
  "mask_w": 264,
  "mask_h": 264
}]
</instances>
